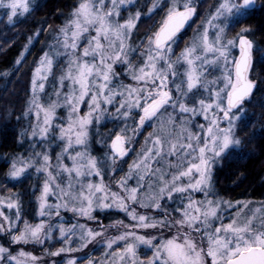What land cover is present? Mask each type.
Segmentation results:
<instances>
[{"label":"snow or ice","instance_id":"snow-or-ice-1","mask_svg":"<svg viewBox=\"0 0 264 264\" xmlns=\"http://www.w3.org/2000/svg\"><path fill=\"white\" fill-rule=\"evenodd\" d=\"M254 4L255 0H218L198 39L176 55L178 34L197 7L195 0H169L163 21L145 35L147 46L137 53L140 63L133 64L130 53L137 50L130 37L142 15L150 19L160 9V0L145 5L146 13L137 9L126 17L122 10L135 7L134 0H80L54 30L51 52H44L32 71L30 99L23 113L34 121L29 133L32 151L9 159L5 177L22 182L29 170L43 174L36 196L39 220L30 223L23 217L22 194L0 196V233L10 237V246H43L56 233L61 247L48 255L61 257L59 264H264V206L243 220L233 217L225 223L222 208L247 205L211 198L214 167L232 149L242 147L236 133L246 114L244 103L255 87L249 76L254 48L250 29L242 27L234 38L225 40L226 21ZM34 7V0H0L10 25L31 15ZM233 47H238V58L232 56ZM24 53L17 65L23 63ZM56 57H63L66 67L55 98L45 103L42 97ZM118 65L123 72L116 71ZM217 65L223 66L221 77L208 80V69ZM121 76L132 83H124ZM60 108L65 116L58 115ZM110 108L125 126L109 134L107 151L98 158L89 147L90 129ZM129 120L134 124L131 129ZM152 121L159 127L148 133L137 159L115 179L123 171L117 162H126L132 151L128 145L133 136ZM166 124L170 130H165ZM55 142L60 150L53 163L46 146ZM37 145L43 151H37ZM162 161L166 167H153ZM196 193L204 198L196 199ZM113 209L124 213L129 223L116 220L105 226L96 219L97 210ZM62 211L79 219L66 222ZM80 219L96 221L99 227ZM109 227L123 230L109 237L105 235ZM165 230L172 234L165 236ZM97 243L106 249L102 260L88 253L74 255ZM10 246L0 244V264H42L32 252L13 253ZM141 246L150 248L151 255L142 259Z\"/></svg>","mask_w":264,"mask_h":264},{"label":"trees","instance_id":"trees-1","mask_svg":"<svg viewBox=\"0 0 264 264\" xmlns=\"http://www.w3.org/2000/svg\"><path fill=\"white\" fill-rule=\"evenodd\" d=\"M79 2L80 0H37L31 15L18 18L11 25L7 23L3 13L0 14V195L22 194V215L30 223L38 221L36 196L39 194L42 178L29 170L31 174H26L22 182L9 181L5 177L8 171L6 164L14 156L27 155L32 151L33 142L29 137L32 119L23 116L30 99L32 71L56 36L54 30L63 25ZM140 3L136 4L135 9L146 13L144 6H151V0H141ZM166 4L162 2L160 9L150 19L142 15L130 41L132 48L141 50L142 44L146 42L145 35L154 31L165 18ZM214 4L215 0L198 1L197 16L178 34L176 53H180L189 43L191 35L200 27ZM242 27L250 29L248 37L254 44L249 76L255 89L250 99L244 103L246 114L236 133L242 141V147L232 149L214 169L213 174L215 196L232 203L264 201V0H255L253 6L234 19L228 27L229 35H236ZM41 29V34L34 36ZM29 37H32L31 43ZM25 47L28 49L27 53H24ZM22 53L25 59L21 65H17L16 61ZM138 56L137 52L133 53L132 59ZM60 64H57L54 74L59 72ZM39 148L37 145L36 150ZM133 154L134 151L132 156ZM125 160L128 165V158ZM123 171H118L115 177ZM9 241L7 234H0V244L9 247ZM10 247L14 252L21 249L22 245ZM24 247L30 249L31 245ZM101 249L102 247L94 245L86 252L91 251L90 254L98 256Z\"/></svg>","mask_w":264,"mask_h":264},{"label":"rangeland","instance_id":"rangeland-1","mask_svg":"<svg viewBox=\"0 0 264 264\" xmlns=\"http://www.w3.org/2000/svg\"><path fill=\"white\" fill-rule=\"evenodd\" d=\"M35 1H37V0H34V3H35ZM198 1H200V0H195V4L196 5L198 4ZM140 2H141V0H134L135 7H136V4H138ZM162 2L168 3L169 0H160V4ZM217 3H218V0H215V4L212 6V8H210V11H212L214 9V6ZM135 7H130V8L127 9V11L122 10V13H121L122 16L126 17L130 12L137 10V9H135ZM246 10L247 9L243 10L240 14H238L236 16L228 18V20L226 21V25L227 26L225 28V34H224V39L225 40L232 39V38L235 37V35L234 36L229 35L228 27H229V25L232 23V21L234 19H236L238 16H240ZM210 11H209V13H210ZM1 13H3L2 10H0V14ZM209 13H208V15H209ZM195 16H197V15H194L191 18V20ZM18 18H21V17H18ZM205 19L206 18H204V20L200 24V27L196 31H194V33L191 35V39H190L189 43L186 46L191 45L195 40L198 39L199 34L202 31V25L205 23ZM189 23H188V25H189ZM134 31H135V29L133 30V33H134ZM211 31L212 30H210V33H211ZM133 33H132V35H133ZM132 35L130 37V41L132 39ZM54 44H55V37L52 39V41H50L48 47L45 49L44 52H51ZM146 46H147V42L143 43L141 50L137 49V53L139 51H143L146 48ZM173 48H174L175 54L179 55V53H176L177 46L175 47V45H174ZM184 48L181 51H183ZM133 49H135V47ZM231 53H232L233 57L238 58V56H239L238 47H233L231 49ZM132 54L133 53H130V58L131 59H132ZM137 56H138V54H137ZM173 58H175V57H173ZM140 59H141L140 56H138V58L132 59L133 64H139L140 63ZM59 63H61L60 67H59V70H58L59 72L54 74L55 73V68L57 67V64H59ZM65 67H66L65 59L63 57H56L55 60H54L53 72L50 74L49 79L46 82V89H45L46 95L42 97L43 102L46 103L48 98H50V97L51 98H55L53 93H54V91H55V89H56V87L58 85L59 76L61 75L62 70ZM222 67H223L222 65H217V66H213L212 68H209L206 78L208 80H213L215 78L221 77V75H222ZM123 70L124 69H123L122 65H118L116 67V71L117 72H123ZM121 79L123 80L124 83H132V81L130 79H128L127 77L121 76ZM64 90L66 91L67 89L65 88ZM83 111H86V108L84 106H82V112ZM112 112H113V109L110 108L108 113L104 116V118H102L98 123H94V125L90 129L91 143H90L89 147H90V150H91L92 154L97 156L98 158H102L104 153L107 151V148L105 147V143L108 141L109 134L110 133H115V132L119 131L120 128L125 126V122L121 121L117 117H114L112 115ZM169 113H171V109L168 110V113H165V116L168 115ZM58 115L65 116L66 115L65 109L64 108L58 109ZM199 122H203L202 119H200ZM32 123H34L33 120H32ZM133 126H134V124H133V122L131 120L127 121V127L129 129H131ZM158 127H159V123L157 121H152L151 124L146 123L145 126L143 127V129L140 131V133L135 135V136H133V139H132L131 143L128 145L132 149V151L129 152V154L124 158V160L126 158H128V161H129L128 163L131 164L133 162V160L137 159L138 154L142 151L143 147L145 146V141H146V137L148 136V133L153 132ZM179 127H180L179 124H177L176 125L177 132L179 131ZM170 129H171V125H167L166 124L165 125V130L167 131V130H170ZM29 133H30V131H29ZM127 135L131 136L132 133L129 131L127 133ZM29 137H30V135H29ZM148 146H151V145L149 144ZM46 147L50 148L51 154L53 155V163H54L55 162V159H54L55 158V153L60 150L59 142L52 143L50 145H47ZM37 151H43V148L40 147ZM133 151H134V154L132 156ZM125 161L127 162V160H125ZM65 162L67 163L68 161L66 160ZM126 162H124V163H122L120 161L117 162L119 168H122L124 171L118 177H115V179H118L120 176H122L124 174V172L127 171L128 165L126 164ZM218 165L219 164H217L214 167V169ZM153 167H166V164L162 161L161 164H159V165L154 164ZM213 172H214V170H213ZM34 174H37V173L34 172ZM37 175H40V177L42 178V181H41V184H42L43 179H44L43 174H37ZM105 182L106 183L109 182V178L108 177L106 178V176H105ZM130 183H133V182L130 181ZM113 190H116L114 183H113ZM212 193H213V195L211 196V198L222 200L219 197L215 196L214 186L212 187ZM0 196H2V195H0ZM195 198L196 199H203L204 197H203L202 193H196ZM168 203H169V205L172 204L171 201H169ZM241 203L242 204H246L247 207L246 208H239V207H235L234 206V207L227 208V209L222 208L223 218H224L225 223H227L229 221V219H231L233 217L237 218L238 221L239 220H243L246 216H251L252 213L256 209L261 208L262 206H264V201H261V202L241 201ZM232 204L235 205L236 203H232ZM37 207H38V202H37ZM5 211L7 212V209H5ZM138 211H143V210L138 208ZM169 212H171V207L169 208ZM172 215L175 216L174 213H172ZM259 216H260V214L257 213V220H256L257 226H259ZM61 217L66 222H75L77 219H79L77 217H74L71 212H65V211L61 212ZM37 219L39 220L38 216H37ZM96 219L98 221H100V223H102L105 226H108V225L112 224L116 220H122L125 224L129 223V218L126 217L124 215V213L119 212V211H117L115 209L106 210V211H103V212L97 210ZM80 222H82V223L86 222V223H88V225L90 227H94V228H98L99 227V225L96 223V221H85L83 219H80ZM53 223H55V220L53 221ZM122 230L123 229H119L118 230L116 228L109 227V228H107V232L105 233V235L111 237V236H114V235L118 234V231H122ZM173 232H175V229H173ZM0 234L5 235L4 233H0ZM170 234H172V233H169L167 230L164 231V235L165 236H168ZM193 236L196 239H199V237L195 233H193ZM55 243L57 245H55ZM29 244L31 245L30 249H26L24 247L25 245H22L21 249H23L24 251L32 252L34 255L38 256L40 258V261L42 262V264H53L54 260L57 262V264H59V261L61 260V257H51V256L48 255L49 251H55L57 248L61 247V244L58 242V234L54 233L53 240L47 241L43 245V246H45V248L43 246H41V245H38V244L37 245L31 244V243H29ZM94 245H96L98 247H102V249H101L102 252L98 256H94L93 254H90L91 251L89 253L86 252L87 250L92 249L94 247ZM94 245H89V247L87 249H84L82 252L75 253L74 255L83 256L85 253H88L94 259L102 260L103 257H104V252L106 251V249L99 243L94 244ZM90 246H93V247H90ZM32 248H34V249H32ZM35 249L37 251H40V252H37ZM18 250H20V248L15 250L13 253H15ZM150 255H151V249L150 248H147L146 246H141L140 247L139 256L142 259L145 256H150Z\"/></svg>","mask_w":264,"mask_h":264},{"label":"water","instance_id":"water-1","mask_svg":"<svg viewBox=\"0 0 264 264\" xmlns=\"http://www.w3.org/2000/svg\"><path fill=\"white\" fill-rule=\"evenodd\" d=\"M190 20H191V19H190ZM190 20L185 24L184 28L181 29V31H183V30L185 29V27L188 25V23L190 22ZM181 31H180V32H181ZM254 89H255V87H254ZM254 89H253V91H254Z\"/></svg>","mask_w":264,"mask_h":264}]
</instances>
